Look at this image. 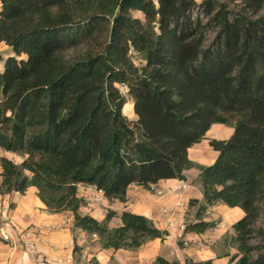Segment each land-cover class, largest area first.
I'll use <instances>...</instances> for the list:
<instances>
[{
	"label": "trees",
	"instance_id": "16d2710c",
	"mask_svg": "<svg viewBox=\"0 0 264 264\" xmlns=\"http://www.w3.org/2000/svg\"><path fill=\"white\" fill-rule=\"evenodd\" d=\"M0 44L12 52L0 57V150L22 158H0L1 194L34 187L102 249L135 250L167 233L130 212L114 229L113 212L80 215L77 186L123 202L132 185L195 168L202 201L184 231L214 228L202 216L216 203L239 208L229 264H264V0H0ZM71 49L81 52L67 59ZM216 123L233 133L209 142L213 164L193 163L188 149Z\"/></svg>",
	"mask_w": 264,
	"mask_h": 264
},
{
	"label": "crops",
	"instance_id": "0c3cea01",
	"mask_svg": "<svg viewBox=\"0 0 264 264\" xmlns=\"http://www.w3.org/2000/svg\"><path fill=\"white\" fill-rule=\"evenodd\" d=\"M0 45L8 49L6 57L12 56L6 45ZM232 133V127L212 124L204 139L188 149L189 160L202 166L213 164L218 153L209 142L227 140ZM198 175L195 168L186 170L185 180H161L153 185L154 191L132 185L123 202L108 200L103 195L98 203H92L95 187L77 186V197L82 200L80 215L103 221L108 212H113L108 227L114 229L121 225V213L130 212L146 217L157 229L167 233L164 239L149 240L135 250L102 249L96 235L74 228L70 212H48L34 187L24 194L0 193V227L5 225L14 239L17 234L28 231L34 243L32 252L19 247L12 249L0 239V264H57L62 259H70L68 264H153L156 257L181 263L189 258L229 264L230 257L237 251L226 245L223 238L234 235L232 226L243 217L239 208L216 203L202 216L205 222H217L214 228L204 233L184 231L188 223L196 222L198 218L197 205H190V201H202Z\"/></svg>",
	"mask_w": 264,
	"mask_h": 264
},
{
	"label": "rangeland",
	"instance_id": "374dc122",
	"mask_svg": "<svg viewBox=\"0 0 264 264\" xmlns=\"http://www.w3.org/2000/svg\"><path fill=\"white\" fill-rule=\"evenodd\" d=\"M196 3H200L202 0H194ZM132 15L134 16V17H138V18H140V19H142V16L140 15V14H138V13H132ZM214 35H215V33L214 32H210L208 35H207V42L206 43H208V42H210L212 39H213V37H214ZM81 52V50L80 49H77V50H69V51H67L66 53H65V57L67 58V59H71L72 57H74V56H77L79 53ZM9 52H8V49H6L3 45H0V57H2V58H5L6 57V55L8 54ZM131 58H132V60H133V62H134V64L136 65V66H140V65H142L143 64V62L141 61V59H140V57L138 56V55H136V54H132L131 53ZM123 96L125 97V100H126V104H125V106H124V108H123V114L129 119V120H135V116H134V114H133V105H132V100H131V98L127 95V93H125V94H123ZM232 130V129H231ZM1 157H6V158H8V159H10V160H12L14 163H16V164H19V163H21V161H22V158L21 157H19V156H17V155H15V154H12V153H7V152H4V151H2V150H0V158ZM258 225H262V226H264V216H262L261 218H260V220L258 221ZM229 236H224V238H223V241L226 243V245H230V240H229Z\"/></svg>",
	"mask_w": 264,
	"mask_h": 264
},
{
	"label": "built area",
	"instance_id": "2783aa9c",
	"mask_svg": "<svg viewBox=\"0 0 264 264\" xmlns=\"http://www.w3.org/2000/svg\"><path fill=\"white\" fill-rule=\"evenodd\" d=\"M119 90L122 94H125L127 91V87L124 84H120L118 86ZM182 188H185V185L182 186ZM151 191H154L153 185L150 186ZM96 194L91 198L92 203H98L101 200V197L103 196V192L101 190H97L95 188ZM158 194H161V192H158ZM183 229V227H181ZM0 239L1 241L8 243L11 245L12 249L21 248L25 251H32L34 252V243L31 239V234L28 231H23L19 234H17L16 238H13V235L11 234L10 230L3 225L0 227ZM70 263V259H62L59 260L57 264H68ZM42 264H45L42 262Z\"/></svg>",
	"mask_w": 264,
	"mask_h": 264
}]
</instances>
